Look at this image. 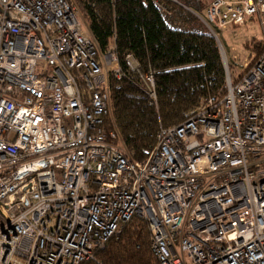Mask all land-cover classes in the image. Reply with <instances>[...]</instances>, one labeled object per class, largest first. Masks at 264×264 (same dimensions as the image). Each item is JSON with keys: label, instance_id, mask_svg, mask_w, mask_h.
I'll use <instances>...</instances> for the list:
<instances>
[{"label": "built area", "instance_id": "obj_1", "mask_svg": "<svg viewBox=\"0 0 264 264\" xmlns=\"http://www.w3.org/2000/svg\"><path fill=\"white\" fill-rule=\"evenodd\" d=\"M200 1L183 6L216 38L224 86L137 160L108 126L111 82L158 111L154 71L131 53L124 69L115 37L102 51L74 0H0V264L95 260L134 217L158 264H264V41L232 77L220 37L264 28V0Z\"/></svg>", "mask_w": 264, "mask_h": 264}, {"label": "trees", "instance_id": "obj_2", "mask_svg": "<svg viewBox=\"0 0 264 264\" xmlns=\"http://www.w3.org/2000/svg\"><path fill=\"white\" fill-rule=\"evenodd\" d=\"M102 51L115 37L119 62L127 69L131 53L142 70L155 73L159 110L128 80L112 79L114 116L126 147L143 160L156 143L159 124L182 122L200 99L220 91L225 69L216 38L183 5L204 12L200 0H164L169 17L151 0H78ZM146 221L134 217L113 237L95 261L102 264H158ZM98 258V259H97ZM97 259V260H96ZM94 260L83 264H93Z\"/></svg>", "mask_w": 264, "mask_h": 264}, {"label": "rangeland", "instance_id": "obj_3", "mask_svg": "<svg viewBox=\"0 0 264 264\" xmlns=\"http://www.w3.org/2000/svg\"><path fill=\"white\" fill-rule=\"evenodd\" d=\"M74 1L79 7L81 6L78 0H74ZM220 37L227 52V57H228L227 62L230 68L231 75L232 77H236L244 72L245 69L244 63L247 59L255 58L262 52L263 41H264V28L258 22L250 21L238 27L235 26V27H228L226 29H223L220 32ZM234 55H237L238 57L234 59L233 58ZM109 70L110 68H108V71ZM113 123L117 124L116 118L114 116V107L111 116L108 118V126H112ZM122 144L126 151L131 152L128 149V147H126L123 137H122ZM2 226H3V221L0 219V228ZM122 230L116 236H120ZM93 262H94L93 264H102L101 260L100 261L94 260Z\"/></svg>", "mask_w": 264, "mask_h": 264}]
</instances>
